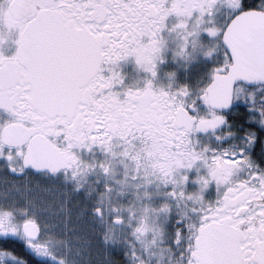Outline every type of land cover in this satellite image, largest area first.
Listing matches in <instances>:
<instances>
[{
    "label": "snow or ice",
    "instance_id": "1",
    "mask_svg": "<svg viewBox=\"0 0 264 264\" xmlns=\"http://www.w3.org/2000/svg\"><path fill=\"white\" fill-rule=\"evenodd\" d=\"M0 264H264V0H0Z\"/></svg>",
    "mask_w": 264,
    "mask_h": 264
},
{
    "label": "flooded vegetation",
    "instance_id": "2",
    "mask_svg": "<svg viewBox=\"0 0 264 264\" xmlns=\"http://www.w3.org/2000/svg\"><path fill=\"white\" fill-rule=\"evenodd\" d=\"M133 64H134V61L132 60V58H129V60L126 61V62H121L122 71L127 74V77L129 78V82H131L130 77L135 75V73L133 72ZM163 67L166 70H170V69H173V68L178 70V68H180V67H178L177 65H175V64H173L171 62L166 63L165 65H163Z\"/></svg>",
    "mask_w": 264,
    "mask_h": 264
},
{
    "label": "rangeland",
    "instance_id": "3",
    "mask_svg": "<svg viewBox=\"0 0 264 264\" xmlns=\"http://www.w3.org/2000/svg\"><path fill=\"white\" fill-rule=\"evenodd\" d=\"M177 75L178 77L183 80L184 76H185V70L183 68H178L177 70Z\"/></svg>",
    "mask_w": 264,
    "mask_h": 264
}]
</instances>
